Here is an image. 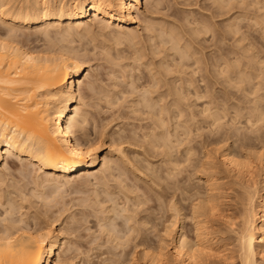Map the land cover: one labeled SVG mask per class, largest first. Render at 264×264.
<instances>
[{"label": "bare ground", "instance_id": "1", "mask_svg": "<svg viewBox=\"0 0 264 264\" xmlns=\"http://www.w3.org/2000/svg\"><path fill=\"white\" fill-rule=\"evenodd\" d=\"M158 1L27 0L12 7V1L0 0V24L8 28L3 31V34L0 30V41L7 38L5 43L0 44V219L6 209L9 212L15 211L18 224L22 216L23 224L20 232L25 243L28 239L27 235H24L25 233L44 232L46 234L44 248L40 249L42 264H74L66 256L70 247H62L61 232L54 227L59 221L66 218L71 210L68 208V203L71 202L67 203L65 198L61 199L64 188L69 186L71 188L78 179L86 181L89 177L97 180L95 185L102 184L108 188L107 180L105 183V179L108 177L105 179L103 177L104 181L101 182L102 180H99L94 171L99 169V173L103 175L112 171V164L117 166L109 154L102 156L100 149L84 161L79 159V155L73 156L74 152L78 154L81 150L86 153V145L95 146L94 143L97 140L95 138L98 137L91 138L93 133H89L87 130L90 116L85 109H82V106L80 107L82 100L78 91L81 86H85L86 91L93 93L94 90L95 92V83L91 84L86 78L88 68L94 59L89 52L81 53L76 48L69 47V44L74 42L73 40L82 41L83 35L88 36L87 34L98 27L100 31L104 32L110 27L121 31L125 30L126 32H121L125 36L122 34V38L130 40L131 44L137 38V33L131 30L132 27L144 25L143 20L141 19V21L139 18L143 12L142 6L145 9L150 7L156 11L160 6ZM212 2V11L208 9L211 11V16L208 20L201 17L203 19L195 22L196 26L191 29L192 35L188 36V42L183 39V35L179 36L176 29H162L158 36L166 38L162 39V44L167 46L165 48V52L168 53L167 57L173 58V62L178 61L177 65L180 67H184L182 63L189 61L194 55L190 43H195L199 37L206 38L208 34L209 37L215 36L214 24L217 23L213 20L217 18H220V42L233 36L234 43L239 47L237 50L220 48V63L213 64L215 72L220 74V115L216 112L210 114L208 112L206 117L211 120L212 126L220 127V145L222 146L217 149V153L219 150L220 164L225 168L229 177L244 184L241 197V224L236 233L237 264H264L257 261V258L264 253V246H262V242H264V188L260 197L261 204L258 213L254 205L258 193L253 181L255 169L251 161L253 154H242L237 151L251 148L253 139L264 145V94H260L264 82L261 80V64H264V54H262V50L264 51V18L261 17L257 9L244 19L237 17L236 20L225 24L223 19L228 14L227 4L230 0H213ZM144 12L150 14L148 11L144 10ZM150 23H154L153 20ZM32 28L36 30V34L40 35L41 33L44 39L49 40L51 37L54 40L55 38L59 44L63 43V45L54 48L52 43L53 48H50V45L44 52L32 51L29 48L28 50L25 45H21L23 39H20L18 32ZM147 29L144 27V30L148 31L149 29ZM9 33L12 35L9 36ZM151 39L149 38V41ZM245 41L248 42L246 45H239ZM106 55L108 54L106 53ZM131 60L133 64L137 62L135 66L140 60L142 61L140 55H134ZM165 65L171 66L168 63H163L160 68ZM130 69L131 71L134 69L133 65ZM194 75V71L189 75L185 74L186 77L180 79L183 82L180 83L179 88L184 96H186L187 90L192 88L195 99L198 96L204 99L206 96L202 92L203 88L200 91L197 84H194L193 87L188 86L189 81H197L194 79ZM84 76H86L85 79ZM146 76L143 77L146 81L144 80L145 85L142 86V90L152 82L151 76L150 78ZM82 78L83 80L80 81ZM252 82H255L253 86ZM168 95L173 97V101H169L168 104L174 106L178 95L177 86L167 88L165 92H157L151 99L155 103L149 100V96L146 100L142 98L143 106L148 110L149 108L154 109L156 103L159 102L158 98H166ZM249 96H253V98L249 99ZM241 98L245 100V106L240 104ZM206 111L207 109L204 108L200 113L205 114ZM156 114L159 115V110ZM228 115L233 127L231 125L232 128L224 129L226 125L222 123V120ZM186 116L195 117V114L185 112ZM176 118L178 115L175 112L170 117L166 110L163 119L168 125L167 128L154 122L153 128H149L150 133H144L142 137H139L143 140L140 145L136 142L138 136L135 132H132L131 135H120L117 140H110V148L115 149L117 157L123 161V166L132 172L134 180L147 178L143 171H150L152 166L147 160L144 162L146 164H143L128 159L125 154L127 146H137L143 153L152 157L156 152H160L166 167L163 171L165 178L163 176L161 178L173 182L176 180L175 178L179 177L181 172L178 170L179 165L187 163L192 154L190 148L186 149L183 163L174 158L173 149L181 146L182 143L177 129L173 125V120ZM169 120H171L170 123ZM233 123L243 124L242 129L248 134H256L255 137L245 133L240 134V128L234 127ZM155 129L162 132L161 135L156 134ZM104 131L99 140L107 139L108 134L106 132L104 134ZM185 135L187 134L185 133ZM114 144L119 145L116 146L117 150ZM124 145H127L126 148L120 147ZM112 151L113 149L109 153L112 154ZM261 153L254 155L258 157V168L264 183V157ZM206 154L207 159L205 158L204 165L208 169H213V160L210 159L212 157L209 158ZM210 154L208 155L212 156ZM82 174H85L87 178H82ZM127 178L129 179L128 176ZM147 180L153 181L152 178L150 180L147 178ZM214 181L205 180L208 187L205 198L200 203L191 206L190 219L194 224L193 238L184 232L183 223L187 217L182 216L181 207L174 198L173 190L167 186L161 188L164 194H158L164 200L165 212L163 222L159 220V224L160 222L162 224L161 235L157 236L155 241L149 237L156 227L153 226L154 220L143 208L152 201L145 196V192L141 191L137 184H123L124 181H121L116 186V194L119 196L115 195V197L114 194L113 196L111 194L116 187L109 192L110 194L106 192L105 197L108 200H105L110 203V206L101 210L103 219L98 218L99 221L103 220L108 224L103 225L105 237H107L106 242L114 243V249H123L128 245L130 251L126 252L124 256L128 264H201L208 253L213 251V247H211L214 243V239L211 238L212 224L214 218L219 216L212 204L214 199L212 192L216 190ZM93 188L95 187L93 186L92 190ZM97 193L95 192L94 198L96 195L100 196ZM97 197L95 200H98ZM181 201L185 202L186 199L182 198ZM95 202L97 204L99 201ZM100 203L102 201L98 204ZM10 204L15 205V208L10 207ZM81 205L85 206L84 203ZM74 206L76 207V205ZM21 208L24 209V212L26 209L36 210L35 212L33 210L35 215L28 216V212L21 213ZM69 214L68 217L73 215ZM118 221L119 223H117ZM101 224L100 222V226ZM149 224L150 227H148ZM109 234L111 241H109ZM249 239L251 240L250 245L247 244ZM204 241L207 242V245ZM181 243H183V250L178 251L181 248ZM62 248L65 256L63 259L60 256Z\"/></svg>", "mask_w": 264, "mask_h": 264}, {"label": "rangeland", "instance_id": "2", "mask_svg": "<svg viewBox=\"0 0 264 264\" xmlns=\"http://www.w3.org/2000/svg\"><path fill=\"white\" fill-rule=\"evenodd\" d=\"M10 1H12L13 3L15 2L14 4H11L12 7H14L17 6L18 3L21 4L22 1V3H24V1L26 2L27 0ZM212 1L213 0H159L158 2L160 6L156 11L152 10V8L150 7L148 9H145L144 6H142L141 10L143 12L142 16L139 15V18L140 20H143V26L145 27V29L148 28L149 30H144V27L142 25L132 27L131 30L134 33H137V38L133 40L131 44V41L128 39V41L125 40L126 38H124V34L121 33L125 30L121 31L115 27H110L105 32L103 30V32L100 31V28L98 27L97 29L92 30L93 32L87 34L88 36L83 35L82 38L84 39H82V41L75 37L78 40H73L74 42L69 44V47H74L81 53L89 52L91 57H93L94 59L90 64V68H88V75L87 77L84 76V79L86 77L88 82H90L91 84L95 83L94 87L96 88V90L95 92L93 90V93L88 92L84 88L85 86H81V89H78L80 98L82 100V105H80V107L82 106V109H85V111H87L90 116V123L87 126V130L89 133H93V136L91 138L94 139V137H98L95 138L97 139L96 142L98 143L99 141H101V144H103V146L100 148V154L102 156L109 154L112 161H115L117 163V166L112 164V171H110L111 174L104 173L103 175H101L99 173V169L94 171V174L98 175L99 180H102L103 177L104 179L108 177V179H105V183L107 180L106 184L108 188L106 186H103L102 184V186L100 184H98L99 186L95 185L97 184V180H95L93 177H89L88 179L85 174H82V178L86 177L89 181L87 179L86 181L78 179L77 182H73V187L69 188L70 186L68 185L69 187H65V190L62 191L64 193L62 194L63 197L61 199L65 198V202H71L68 203V208H71V210H69V213H72L73 217H68L70 215L68 213L69 215L67 214L66 218L59 221L57 223L59 225L56 224L54 227H56L57 230L59 229V231L61 232L62 247H70V251L67 252L66 256L69 257L74 264H128L124 259L126 252L130 251V247H128V245L123 249H114V243L106 242V235H104L102 238H98L96 236V233L100 231V222L103 225L106 224L103 222V220L99 221V219H103L101 218V210L103 211L108 208V206H110V203L106 202V200H108V198L105 197L107 195L106 192L110 194L109 192L112 191L114 187L119 185L121 181H124L123 184H137L139 189L145 192V196L148 197L150 201H152L146 204L143 208L147 211L148 214L151 215L154 220L153 226L156 227L149 234V237L155 241L158 238L157 236L161 235L162 224L161 222L159 224V220L162 221L164 219L163 215L165 212L164 200L159 196V194L162 195L163 193L161 188L163 186H167L173 190L175 194L174 198L181 207L182 216L187 217V219L183 223L184 232L190 238H193L194 224L190 219L191 206L198 202L200 203L205 198V195L208 192V187L205 184V180L208 179L211 181L215 180L214 184H216V186L214 187L216 188V190L215 192H212L214 194L212 204L217 210V216L219 215L220 217L218 216V218H214V222L212 224L213 230L211 238L214 239V243L211 247H213V251L208 253V256L204 261L201 262V264L238 263L236 259L237 254L235 253L237 246L236 233L241 224V197L244 191V184H240L233 178L229 177L225 172V168H223V166L220 164L218 160L219 150L217 153V149H220V147L222 146L220 145V127L216 128L212 126L211 120L206 116H208V114H210L211 112H216L220 115V74L218 75L217 72H215V68L213 67V64L215 62L220 63V48L224 50H237L239 49V47L236 43H234L233 36H229L220 42V18H217L213 20L215 23H217L214 24L215 36L209 37L210 35L208 34L206 38L199 37L200 39L196 38L197 40L195 43H190L193 47L191 49L194 55L189 59V61H185L184 63H182L184 67H180L177 65L178 61L173 62V58L167 57L168 53L165 52V48H167V46L162 44V39L166 38L158 36L162 29H176V32L179 34V36L183 35V39L188 42V36L192 35L191 29L196 26L195 22L203 18H206V20H208L209 16H211L210 12L212 11L211 8L213 6L211 5L213 3ZM208 9H210L211 11H209ZM144 10L148 11V13L150 14H147V12H144ZM144 13H146L145 16ZM147 15H149L150 17ZM144 20L146 21L145 23ZM152 20L154 22L152 24L154 25L150 23L152 22ZM147 24L150 25L147 26ZM149 26H151L152 28ZM0 28V30L2 31L0 32L2 34L4 33L3 31L8 29L5 25L2 24H0ZM21 31L18 32V35L21 37L20 39H23L21 40L23 44H21V42L20 44L22 46L25 45V48H29L32 51L37 50L44 52V50L49 48L52 43L54 48L63 45V43L59 44V42L56 41L55 38L53 40L50 37L49 40L55 41L56 43L52 41L50 42L47 38H45L47 39L45 40L44 36L41 33L40 35L39 33L36 34V30H34L33 28L24 30L23 32ZM81 34H83V32H81ZM122 34L124 36L123 38ZM149 38H152L151 41H149ZM119 39H123L124 42L123 40L118 41ZM247 43L248 42L245 41L244 43H240L239 45L242 46L246 45ZM65 44L66 43H64V45ZM66 45L68 46V44ZM51 47L52 45L50 46V48ZM105 49L107 52L105 51ZM105 52L108 55H106ZM160 53H163V55H160ZM262 54H264L263 50ZM134 55H140L142 61H144L145 63H154L156 71L160 69V66L163 63H168L169 65H171V68L178 69L179 71L188 75L192 71H194V79L199 81V83L197 84L199 90L203 88L202 92L206 96L204 99L196 100L193 94V89L190 88L189 90H187L185 97L188 98V103L193 107H185L184 112L194 113L195 117L186 116L183 120H180L179 118L173 120V125L174 127H176L179 139L182 141L181 146L176 147L172 151L174 158L178 161H182L181 163H183V161L185 160L186 149L190 148V152L192 154L190 155V160L187 163L181 164L179 165L180 167H178V170L181 172L178 175L179 177L177 176L178 178L175 179L179 182H176V180H173V182L164 180L165 177L163 171L166 167L163 162L164 159L161 157L160 152H156L152 157L148 156L146 153H143V151L137 146H120L125 148L127 146L125 154L128 159L139 161L143 164H146L144 162L145 160H147L149 164H151L152 168L150 171H143V173L149 180L152 178L153 181L150 182L147 180V178H144L143 180H134L131 174L132 172L128 168L123 166V161L117 157V154L114 151L115 149L110 148L111 139L117 140L118 136L120 137V135L122 136L124 134L131 135L132 132H135L137 134L138 137L136 138V142L138 145H140L143 143V140L139 137H142L144 133H150L149 128H153L152 124L154 123V121L145 118V114L147 113L148 109L143 106L141 89L142 86L145 85L146 81V79H144L143 77L147 75L150 78V75L147 69H145L142 74L141 63V66H139V62L135 66L137 62L133 60L135 62L133 64L131 59L134 57ZM132 65L134 69L131 71V69L129 70V68L132 67ZM129 71L130 73H127ZM127 74L130 75L127 76ZM185 77L186 76L171 77L170 79L174 81V83L165 84L160 92L167 91V88L180 86V83H182L180 79H184ZM149 78L147 79L150 80ZM82 80L83 78L80 81ZM253 83L255 82H252V86L254 85ZM262 85H264V82ZM133 87L138 89L141 94L131 95ZM260 94H264V90L260 91ZM153 97H155V95H150L148 97L151 102H153V100H151ZM252 98L253 96H249V99ZM244 102L245 100L241 98L240 104L242 106H245ZM155 107L156 106H154V109ZM204 108H206L207 111L205 114H201L200 112ZM157 112L158 110H156V113ZM222 123L226 125L224 129H230L233 127V125L229 121V115L222 120ZM234 127L240 128V134H248L247 131H244V129H242L243 124H234ZM103 131L104 134H108V137L106 140L104 138H102V140H99V137L102 135ZM155 131L158 135H161L160 133H162L157 129H155ZM185 133L187 135H185ZM248 135L255 137L256 134ZM96 142L94 143L95 145L97 144ZM252 143L253 144L251 145V148L239 149L237 151L242 154H253L251 158V161L253 162L252 166L255 167L253 181L255 182V187L258 193L254 205L256 212L259 213V207L261 204L260 197L264 188V183L262 182L260 169L258 168V157L254 154L262 152L261 155L264 157V145H262V143L256 139H253ZM98 144H100V142ZM114 145L115 148L116 146H119L118 144ZM109 148L111 150L113 149L114 152L112 151V154L109 153L111 151ZM209 153H211L212 156H209ZM205 154L209 158L212 157L210 159L213 160V169H208L207 166L204 165L206 163ZM127 176L130 180L127 178ZM161 176H163L164 178L162 179ZM104 179L100 181L103 182ZM82 182H87V184H84ZM91 185L95 187L93 188V190V186ZM95 189L96 191H94ZM116 189L117 187L114 189V191L116 192L112 191V196L113 194L114 196H119L118 194H116ZM95 192H98L97 194L100 195L98 197L96 195L98 200H95L96 197L94 198ZM182 198L186 199V201H181ZM95 201H102V203L98 204V202L96 204ZM81 203H84L85 206L81 205ZM74 205H76V207ZM30 210L26 209L25 212L23 211L22 213L28 212V216L35 215L34 212L36 210L33 209L34 212L33 210ZM39 211L41 212L40 209ZM39 211L37 210V212ZM105 213L102 214L105 215ZM201 219H203V217H201ZM119 221L117 223H119ZM42 224L43 226H45L44 223ZM150 226L151 225L149 224L148 227ZM89 239H100L103 245L109 246L102 247L98 245L95 250H92L86 243V241ZM205 242L206 241H204V243ZM205 244L207 245V242ZM63 248L60 249L61 259L65 257L62 252ZM89 251L92 252L91 256L88 255ZM257 261L259 263H264V253L257 258Z\"/></svg>", "mask_w": 264, "mask_h": 264}, {"label": "snow or ice", "instance_id": "3", "mask_svg": "<svg viewBox=\"0 0 264 264\" xmlns=\"http://www.w3.org/2000/svg\"><path fill=\"white\" fill-rule=\"evenodd\" d=\"M259 10L261 17L264 18V0H230L227 4V16L224 17L223 23L227 24L230 21L236 20L237 17L240 19L246 18L249 14L254 12L255 10ZM12 34L9 33V36ZM7 38L4 41H0V44L5 43ZM155 55V54H154ZM163 55V53H160ZM147 59V58H145ZM142 64L141 72L145 69L149 72V75L152 78V82L142 90V98L146 100V98L150 95H156L157 92H160L163 89L165 84L174 83L170 78L175 76L184 77L185 73L179 71L178 69H173L171 67L162 66L159 72L156 71L154 63H145L144 61H139ZM261 80H264V64H261ZM183 82V81H182ZM199 81L191 82L189 81L188 86L193 87L194 84H198ZM262 90H264V85H262ZM177 97L175 99L174 106L169 105V101H173V97L168 95L166 98H158L159 102L156 103L155 109L149 108L147 113L145 114L146 119H151L152 121L158 123L164 128H167V124L163 119L164 113L166 110L169 112V116L171 117L172 113L175 112L178 115L180 120L185 119V107L192 108L193 106L188 103V98L185 97L179 86H177ZM140 91L133 87V91L131 95H140ZM203 97H196V99H202ZM147 102V101H146ZM155 103V102H153ZM156 110H159V115L156 114ZM171 120H169V123ZM103 145L96 144L86 145L87 152L85 153L81 150L78 154L73 153V156L79 155V159L81 161L86 160L91 157L94 152L98 151ZM13 209L15 205H9ZM24 211L21 208V213ZM23 224V217L20 218V223H17L15 218V211H5L2 214V219H0V264H42L40 249L44 248L45 245V236L44 232H36L25 233L27 235V243L21 237V225ZM38 231V230H37ZM105 235V229L103 224H101L100 231L96 233L98 238H102ZM167 235V233H165ZM109 241H111V235L109 234ZM89 245L90 249L95 250L98 245L102 247H108L109 245H103L100 239L92 240L89 239L86 241ZM247 244H251V240L247 241ZM19 245V246H18ZM262 246H264V242H262ZM183 250V243H181V248L178 251ZM249 252L251 251L249 247ZM88 255L91 256L92 252L89 251ZM33 257H35L33 259Z\"/></svg>", "mask_w": 264, "mask_h": 264}]
</instances>
